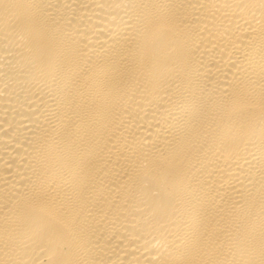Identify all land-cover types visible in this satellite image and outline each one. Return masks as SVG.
I'll return each mask as SVG.
<instances>
[{"label": "bare ground", "instance_id": "1", "mask_svg": "<svg viewBox=\"0 0 264 264\" xmlns=\"http://www.w3.org/2000/svg\"><path fill=\"white\" fill-rule=\"evenodd\" d=\"M0 264H264V0H0Z\"/></svg>", "mask_w": 264, "mask_h": 264}]
</instances>
